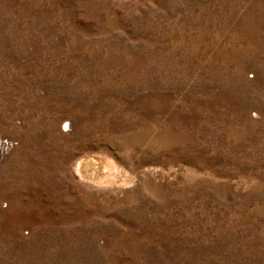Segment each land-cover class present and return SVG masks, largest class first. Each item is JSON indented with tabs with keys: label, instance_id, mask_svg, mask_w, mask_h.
<instances>
[{
	"label": "rangeland",
	"instance_id": "374dc122",
	"mask_svg": "<svg viewBox=\"0 0 264 264\" xmlns=\"http://www.w3.org/2000/svg\"><path fill=\"white\" fill-rule=\"evenodd\" d=\"M6 139L0 264H264V0H0Z\"/></svg>",
	"mask_w": 264,
	"mask_h": 264
},
{
	"label": "bare ground",
	"instance_id": "6f19581e",
	"mask_svg": "<svg viewBox=\"0 0 264 264\" xmlns=\"http://www.w3.org/2000/svg\"><path fill=\"white\" fill-rule=\"evenodd\" d=\"M2 137H1V139H2ZM7 147H9V144H7V141H5V140H4V142L0 141V161H2V159H4V157L6 156L5 154L7 152H9V150L6 149ZM98 165L100 166L99 163H97L91 159L88 161L87 160H81L78 163H76V166H74L73 173L76 177L86 179L87 177H90L93 174L95 175L96 168L99 167ZM101 168L104 169V166H102Z\"/></svg>",
	"mask_w": 264,
	"mask_h": 264
},
{
	"label": "built area",
	"instance_id": "2783aa9c",
	"mask_svg": "<svg viewBox=\"0 0 264 264\" xmlns=\"http://www.w3.org/2000/svg\"><path fill=\"white\" fill-rule=\"evenodd\" d=\"M7 144H9V147H7L6 149H8L10 151L13 148V144L10 141H8V140H7Z\"/></svg>",
	"mask_w": 264,
	"mask_h": 264
}]
</instances>
